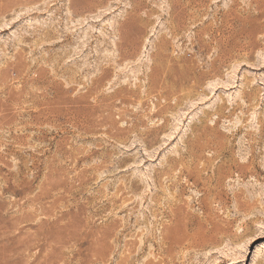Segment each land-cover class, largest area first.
Segmentation results:
<instances>
[{
	"label": "rangeland",
	"instance_id": "obj_1",
	"mask_svg": "<svg viewBox=\"0 0 264 264\" xmlns=\"http://www.w3.org/2000/svg\"><path fill=\"white\" fill-rule=\"evenodd\" d=\"M0 264H264V0H0Z\"/></svg>",
	"mask_w": 264,
	"mask_h": 264
}]
</instances>
